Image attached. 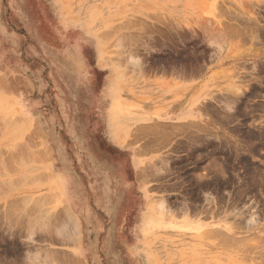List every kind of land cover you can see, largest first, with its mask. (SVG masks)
I'll list each match as a JSON object with an SVG mask.
<instances>
[{
  "label": "rangeland",
  "instance_id": "374dc122",
  "mask_svg": "<svg viewBox=\"0 0 264 264\" xmlns=\"http://www.w3.org/2000/svg\"><path fill=\"white\" fill-rule=\"evenodd\" d=\"M143 72L200 113L115 146ZM0 80V264H264V0H0Z\"/></svg>",
  "mask_w": 264,
  "mask_h": 264
},
{
  "label": "crops",
  "instance_id": "0c3cea01",
  "mask_svg": "<svg viewBox=\"0 0 264 264\" xmlns=\"http://www.w3.org/2000/svg\"><path fill=\"white\" fill-rule=\"evenodd\" d=\"M114 75L113 72L107 78L108 94L110 86L117 82L113 79ZM119 86L118 94L114 95V98L109 97V104L105 110L107 136L115 146L131 145L120 139V133L149 126V122L158 121V116L159 119L179 123L184 118L200 113L194 102L199 101L198 96L191 93L181 80L173 81L168 76L143 72L124 85L119 83ZM146 205L145 202L144 211H147ZM144 240H147V235L142 237V233L137 232L135 254L155 255L149 252V248L143 252Z\"/></svg>",
  "mask_w": 264,
  "mask_h": 264
},
{
  "label": "bare ground",
  "instance_id": "6f19581e",
  "mask_svg": "<svg viewBox=\"0 0 264 264\" xmlns=\"http://www.w3.org/2000/svg\"><path fill=\"white\" fill-rule=\"evenodd\" d=\"M145 30H146V28H145ZM256 36H257V34H255ZM258 37V36H257ZM251 38V37H250ZM256 38V37H255ZM101 62H104V61H101ZM1 81V80H0ZM11 81V80H10ZM9 83V82H8ZM10 85V84H9ZM5 87V86H4ZM198 131V130H197ZM33 132V131H32ZM35 133V132H34ZM30 135V134H29ZM25 136H26V134H25ZM31 136V135H30ZM27 152H29V151H27ZM35 153V152H34ZM29 154H32L31 152L29 153ZM32 159V158H31ZM26 162V161H25ZM31 168H29V170H30ZM33 170H34V168H33ZM32 170V171H33ZM49 176V175H48ZM48 196V195H47ZM22 197V196H21ZM49 198H50V196H48ZM24 198V197H23ZM46 199V198H45ZM26 200V199H25ZM21 201V200H20ZM28 201V200H27ZM34 201V200H33ZM42 201V200H41ZM35 202V201H34ZM18 203V202H17ZM33 203V202H32ZM35 204V203H34ZM38 205V204H37ZM17 206V205H16ZM35 206V205H34ZM9 207V206H8ZM15 211V210H14ZM13 213V212H12ZM6 214H7V212H6ZM12 216H13V214H12ZM16 216V215H15ZM255 217V216H254ZM16 218V217H15ZM19 218V217H18ZM20 219V218H19ZM21 221V220H20ZM249 222H252V221H254V218L253 217H251V215H250V219L248 220ZM58 223H59V221H58ZM60 225V224H59ZM64 225V224H63ZM62 226V225H61ZM10 228V227H9ZM213 229H215V228H213ZM216 230V229H215ZM214 230V231H215ZM16 231V230H15ZM219 232V231H218ZM13 235V234H12ZM228 237V236H227ZM37 263V262H36Z\"/></svg>",
  "mask_w": 264,
  "mask_h": 264
}]
</instances>
